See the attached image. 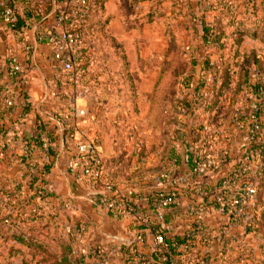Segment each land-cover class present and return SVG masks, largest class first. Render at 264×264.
<instances>
[{
	"label": "rangeland",
	"instance_id": "1",
	"mask_svg": "<svg viewBox=\"0 0 264 264\" xmlns=\"http://www.w3.org/2000/svg\"><path fill=\"white\" fill-rule=\"evenodd\" d=\"M105 2L106 13L113 20L103 35L89 36L83 55L84 64L87 62L85 75L70 79L72 76L55 72L63 78L59 88L61 100L69 110L67 115L72 113L70 107L82 108V129L103 139L106 172L118 188L126 187L129 176L156 169L161 159L157 150L161 140L162 147L166 146L168 122L174 120L172 103H176L179 112L169 127L171 134L168 131L171 147L177 131L193 122L200 130L198 139L204 123L211 119L220 136L235 118L247 125L253 123L255 114L264 117V0H182L177 8L167 1L162 12L165 15L156 24H145L137 30H130L135 26L130 16L135 10L133 0ZM150 6V2H144L138 9L145 12ZM205 28L213 36L210 46L211 38L204 34ZM120 54H125L130 62L128 86L124 81L123 87L120 80L109 78L115 69L107 63ZM153 64L155 70L150 71ZM161 67L172 71L162 83L161 96L145 94ZM120 69L122 66L117 65L116 71ZM221 76L226 80L225 88ZM221 89L224 94L218 100ZM154 103L156 109L161 106L158 111L152 110ZM217 164H221V159ZM37 171L30 172L21 159L7 157L0 161V264L60 261L61 243L68 237L62 215L67 214L55 210L52 197L33 202L34 193L24 187L26 179L30 180ZM56 184L52 190L58 195ZM19 235L34 241L32 247L18 243L15 237ZM260 240L264 251V239ZM248 257L243 256L241 264H264L262 256L256 258L260 260Z\"/></svg>",
	"mask_w": 264,
	"mask_h": 264
},
{
	"label": "built area",
	"instance_id": "2",
	"mask_svg": "<svg viewBox=\"0 0 264 264\" xmlns=\"http://www.w3.org/2000/svg\"><path fill=\"white\" fill-rule=\"evenodd\" d=\"M47 4L52 5L48 18L31 20V25L19 34L33 31L39 43H45L50 47L56 71L72 76L70 79L79 78L84 75L81 63L86 47L83 37V16L91 10L90 0H0V23L7 31L15 32L20 11L24 15L29 12L43 14ZM7 69L4 82H0V123L2 113L10 111L19 103L22 105L16 94V86L23 73V65L15 53L8 56ZM59 83L60 79L56 78L53 86L56 87ZM83 115L84 111H80L79 116ZM244 128L245 123L240 118H235L219 136L210 122L204 123V131L196 142L192 167L186 174L176 176V162H173L168 170L161 173L160 186L153 195V213H147L139 206L148 203L146 196L133 201L118 188L112 178L110 179L103 160V139L100 136L89 135L88 131L81 127L76 155L70 162L69 169L73 173L77 171L79 180L86 182L97 192L88 197L86 202L128 221L138 231L136 240L131 243L110 241L106 245H95L90 242V228L86 224H81L76 239L82 264H112V258L117 259L120 264H202L200 247L211 236V232L200 220L203 215L201 209L197 207L189 209L192 216L198 217V221L191 231L190 240L185 244L167 240L163 226L168 213L179 206L180 193L188 190L195 179L208 178L220 169L221 164H217V160L221 159V154L224 153L223 145L230 144L234 133ZM252 140L253 136L247 138V141ZM44 148L48 150L49 146L45 144ZM243 156L239 169H230L229 175L221 179L215 207L221 215L234 221L240 218L241 222L250 228L252 219L247 213V208L255 206L253 197L256 190L249 184H242L241 179L252 172L251 157L254 154L246 152ZM0 159H4L2 154ZM35 169L37 168L34 163L28 164L30 172L33 173ZM196 193H202V189H196ZM65 208L69 209L70 204L66 203ZM149 238L152 239L150 246ZM146 245L148 249L145 248ZM218 258L220 264H226L228 261L222 253ZM209 264L215 263L211 260Z\"/></svg>",
	"mask_w": 264,
	"mask_h": 264
},
{
	"label": "crops",
	"instance_id": "3",
	"mask_svg": "<svg viewBox=\"0 0 264 264\" xmlns=\"http://www.w3.org/2000/svg\"><path fill=\"white\" fill-rule=\"evenodd\" d=\"M20 16L24 14L20 11ZM161 19V18H159ZM156 24V21L152 23ZM11 53H15L22 65L23 73L18 79V87L26 91L28 102L32 106V111L28 116H25V103H19L11 111L10 117L3 119L1 122L2 131L5 132V138L0 139V155L4 158L12 157L14 159L25 160L27 166L30 161L34 164L43 166V162L52 160L50 157V148L54 151L61 152L60 161L56 169L52 172L50 180L51 186L58 183L60 193L55 195L51 188L50 195L54 198L55 210H63L67 215L63 217V222L66 226L65 232L78 223L89 224L90 242L95 245H106L110 241L118 243L134 242L138 236V231L126 221L117 218L116 216L97 207L90 206L86 199L95 195L94 191L86 182L79 180V176L69 169V164L76 155V144L80 138V107H70L69 110L64 106L62 98V90L59 86H53L56 79L55 67L51 58V49L45 43H39L33 31L21 35L16 32L7 31L0 23V82L3 83L7 73V58ZM136 64V63H135ZM151 70H155L154 64ZM162 67L157 73V79H154L153 84L147 91V95H152L159 80ZM24 105V106H23ZM41 114L47 131L52 132V138L46 135L39 134L40 143L43 145L32 146L33 151L29 149V141L32 136H38L39 130L36 129L38 116L36 112ZM4 112V113H8ZM56 115L55 117H51ZM58 115V116H57ZM6 116V115H5ZM4 116V117H5ZM252 122L245 125V130L235 132L232 141L228 145H223L220 169L208 178H197L191 184L188 190H183L179 196V206L168 213L166 224L163 226L164 234L167 240H176L181 244H185L190 240V234L193 230L198 217L192 216L189 212L191 207H197L203 211L201 222L211 236L205 244L200 247V257L202 264H209L211 260L215 264H220L218 256L227 254L232 264H241L242 258L239 257H259L257 239L252 234L247 233L243 227L235 226L230 222L227 216L221 215L215 207V198L219 191V185L222 177L230 171L231 165L239 160L244 154V148L247 142V133L252 127ZM73 127V132L70 138L65 137V131ZM195 127L189 125L187 127L188 138L181 141L180 139L174 143L177 157L171 161L176 162L175 175L182 176L186 174L192 167L195 160L196 140L194 141L192 133ZM48 145V150H45L44 145ZM8 147V152L4 147ZM227 150V151H226ZM106 147L104 145L103 156H105ZM139 157V156H138ZM2 162V160L0 159ZM169 165V166H170ZM80 169H78L79 171ZM165 170V169H164ZM163 170V171H164ZM161 173V172H160ZM151 173L141 184H130L121 187L122 191L130 198L136 196L149 195L153 190L159 188V176L161 174ZM27 174V171H26ZM28 182V180L26 179ZM57 185V184H56ZM26 188L27 191L28 188ZM196 189H202V193L197 194ZM51 199V198H49ZM52 200V199H51ZM69 203L70 208L66 209L65 204ZM140 208L147 212L153 213V204H140ZM62 213V212H60ZM62 220V219H61ZM152 239L149 238V246ZM148 249V245L145 246ZM244 251V253H243ZM112 264H120V262L112 258ZM201 264V263H200ZM231 264V262L229 263Z\"/></svg>",
	"mask_w": 264,
	"mask_h": 264
},
{
	"label": "trees",
	"instance_id": "4",
	"mask_svg": "<svg viewBox=\"0 0 264 264\" xmlns=\"http://www.w3.org/2000/svg\"><path fill=\"white\" fill-rule=\"evenodd\" d=\"M133 1H134L135 10L132 12V14H130V16H131V18L132 17L134 18L132 24H135V26L133 28H131L130 30L141 29L140 26H143V25L149 24V23H153V22L157 21L159 18H162L165 15V13H162L163 12V6L167 1L173 2L176 5L175 8L180 6L182 3L181 2L182 0H133ZM90 2H91V6H92L91 8L92 9L89 12L85 13L83 16V19H84L83 37L85 40V44H87V42L89 40V36H91L90 38H92V36L96 33H100L103 35L106 27L113 20V18L110 17L109 15H107V13H106V8H105L106 2H105V0H93V2L90 0ZM144 2H148V3L150 2L151 6L146 8L145 12H142V11H140V9H138V6ZM225 8L228 9V6H225ZM44 9H45V11H44L45 13H43V14L40 12H35L33 14H32V12H29L23 16H19L15 32L21 33L24 29L28 28L29 25H31V20H36V19H40V18L47 19L48 18L47 16L50 14V11L52 9V5L47 4ZM196 30H197V32H199L198 27H196ZM204 31H205L204 34L207 35L209 38H211L208 41V45H209L213 41V36H211L210 29L205 28ZM118 45H120V44H118ZM120 48H121V51L124 53L123 44H121ZM86 50H87V47H85V49L83 51V55H84ZM118 56L119 57L113 56L111 59L107 60V63L112 64L113 68L115 69V71L110 72L109 75L111 77H109V78L112 81H115V80L119 81L120 80L121 87L124 86V81H125V85L128 86L127 81L129 80V74H130V67L128 65L130 64V62L128 60V57L125 54H120ZM84 59H85V57H83V59H82L81 67H82V69L84 71V75H85V73H86L85 66L87 67V62L84 64ZM179 59L182 60L181 57H179ZM181 62H183V61H181ZM175 63L176 62L174 61V62H171L170 64H175ZM53 65H54V67H56V65L54 63H53ZM117 65H121L122 69L116 71ZM171 73H172V71L166 70L165 68H162L159 80L157 81L154 92L152 94L153 97H157V96L160 97L161 96L162 83H163L164 79H166L168 77V75H171ZM62 75L67 76L63 73H62ZM55 77L60 79L59 84H63V81H62L63 78H62L61 74L58 75L56 73ZM82 77L83 76H81V78ZM220 78L223 80V82H224L223 88H225L226 87V80L224 81V76H221ZM17 83H18V81H17ZM59 84H58V86H59ZM116 85H117V83L113 86L116 87ZM22 89H20V87L16 86V94L18 95V98H20V100L25 103L24 104L25 105L24 114H25V116H28L30 114V111H32V106H31L30 102H28L29 99H28V95H27L25 89L24 90H22ZM223 94L224 93L222 92V89L218 91V94L216 96L218 98V100L223 96ZM157 100H158V98H157ZM155 101H156V99H155ZM172 105L173 106L171 107L170 110L174 116L172 115L171 118L174 120L168 122L169 127L173 123H175V119H176V115H177L176 113L179 112V109H178L179 107L176 105V103H174V104L172 103ZM152 108H153L152 109L153 111H156V110L158 111L161 108V106H159L158 109H156V104L154 103L152 105ZM13 109H11L8 113H2L1 122L3 119L5 120V119H7V117H10L11 111ZM187 109H186V111H187ZM183 110H185V109H183ZM36 114L38 116V121L36 123V129L39 130V132H38V136L34 135V136H32V138H30V140H28L29 141L28 145H29L30 151H33L35 149L32 147L33 145L38 146L39 148L43 145L42 143H40L39 134L40 135L44 134L50 139L52 138V132L47 131V129L45 128L44 122H43V120H41L40 112L37 111ZM213 121H214L213 119H211L209 121L211 125L213 124ZM253 123L254 124H252L251 129L247 133V138L249 136H253V140L246 142V145H245V148L243 151L244 154L246 152H252L254 154V156L251 157V166L253 167V169H252L251 173L245 175L241 179L242 184H245V185L249 184L250 186H253L256 190V193L253 197L255 206H251L250 208H247V213L251 216V219H252V225L250 228L245 226L244 223L241 222L240 218H238L237 221H234L233 219H231L230 222L234 223L235 226L243 227L247 233L252 234L253 236L256 237L258 250H259V254H260L259 256H262L264 258V255H263L264 251H262V246L259 243V241H261L260 239H264V132H263V130H264V117H261L260 114H259V116L257 114H255V117H253ZM189 125H192L195 127L193 129V131L190 130V133L193 132L192 137H193L194 141L195 140H196V142L199 141V137L197 139L196 136H197V134L200 133V130L198 128H196L195 122H193V123L187 124L185 126H182L177 131V137L174 138V139H176V142L178 139L183 141L184 139L189 137L188 136L189 134L186 131L187 127ZM169 127H168V131L171 134L172 128H169ZM168 131L165 133V138H164V142L167 143L166 146L164 145V147H162V145H163L162 140L160 139V137H158V140H161V144L157 150V153H158V157H160L161 159L159 158L160 159L159 163L157 165H155L156 169H146L145 172H142L137 177L129 176L128 177L129 181H126L127 185L141 184V182L145 181V179L147 178V176L149 174H151V173H158L159 174L160 172L163 173L164 171L168 170L171 161H173V159L175 157H177V154L175 151V146L172 145V147H171V142H169ZM72 132H73V127H70V129L65 131V137L66 138L69 137L68 139L73 140L74 139L73 137L70 138ZM5 135L6 134L4 131H2V127H1V123H0V139L5 138ZM4 150L6 152H8V147L7 146L4 147ZM160 151H162V152H160ZM142 153H144V151ZM60 154H61V152L54 151L52 148H50V157H52V160L44 161L43 166H39L37 163L35 164L36 168L38 169L37 174H34L30 178V180H28L27 185H26L29 192L34 193V198H35L33 200L34 203H36L37 200L38 201L43 200V202H44L51 197L50 192H51V188H52V186H51L52 182L50 180V176H51L52 172L56 169L58 162L60 161ZM256 156H258V157H256ZM141 157H143V156H141ZM242 158H244V156H242L233 165H231L230 168L231 169L233 168V170L239 169V167L241 165L240 161ZM23 161L25 163H27L28 159L26 158ZM30 163H33V161H30ZM229 173L230 172L226 173L224 176H228ZM159 185H160V183H159ZM155 193H156V191L153 190V192H151L149 195H146V197L148 198V202H150L151 205L153 204L152 200L154 199L153 195ZM141 197H144V196L139 195V196H136L135 198H131V199L133 201H136ZM94 206H92V207H94ZM95 207H97V206H95ZM81 224H85V223H78L74 227H72L71 230L69 229L67 231L66 234L68 235V237H66L65 241L63 243H61V248L63 246V250L60 252L61 257L59 258L60 261L58 264H82L83 260L80 257V255L78 254V242L76 239V233H77L79 226ZM86 225H88V227L90 226L89 224H86ZM15 240L18 243H20L24 246H28V247H32V244L34 243V241L31 243L30 239L23 237L21 235L15 237ZM261 244H264V243H261ZM224 256L228 259L226 264H229L230 262L232 264L230 257L227 254H224ZM241 258L242 257L237 256L235 259H237V261H240ZM256 260H260V259L258 258ZM259 262L260 261H256V263H259Z\"/></svg>",
	"mask_w": 264,
	"mask_h": 264
}]
</instances>
